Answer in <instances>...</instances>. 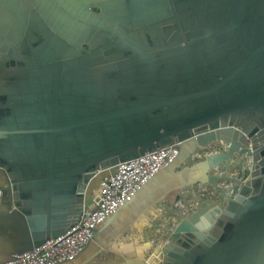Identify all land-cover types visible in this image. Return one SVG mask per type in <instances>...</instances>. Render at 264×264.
Masks as SVG:
<instances>
[{
    "label": "water",
    "instance_id": "water-1",
    "mask_svg": "<svg viewBox=\"0 0 264 264\" xmlns=\"http://www.w3.org/2000/svg\"><path fill=\"white\" fill-rule=\"evenodd\" d=\"M84 15L109 36L106 54L84 38ZM158 38L163 47L146 48ZM221 142L229 149L189 168L193 213L166 214L164 264H264V0H0L3 198L30 249L74 226L120 163L177 145L170 169ZM233 163L238 177L211 174ZM197 184L218 197L201 199ZM217 206L214 224L201 209ZM212 223L216 246L188 239Z\"/></svg>",
    "mask_w": 264,
    "mask_h": 264
},
{
    "label": "crops",
    "instance_id": "crops-1",
    "mask_svg": "<svg viewBox=\"0 0 264 264\" xmlns=\"http://www.w3.org/2000/svg\"><path fill=\"white\" fill-rule=\"evenodd\" d=\"M190 167L177 164L160 173L100 231L98 241L93 240L75 261L65 264H147L150 254L164 246L159 239L168 228L166 214L172 215L179 201L193 200L190 185L199 175ZM0 181L6 182L3 174ZM98 191H93L92 198ZM29 249L23 219L14 212L9 198H0V263Z\"/></svg>",
    "mask_w": 264,
    "mask_h": 264
},
{
    "label": "built area",
    "instance_id": "built-area-1",
    "mask_svg": "<svg viewBox=\"0 0 264 264\" xmlns=\"http://www.w3.org/2000/svg\"><path fill=\"white\" fill-rule=\"evenodd\" d=\"M197 154L194 158L201 157ZM179 156L180 149L175 145L120 163L113 171L102 176L97 195L90 200L88 209L74 226L63 235L38 247L14 254L10 260L0 264H65L75 261L94 240L96 230L116 212L132 203L138 194ZM1 174L3 171L0 168ZM3 175L6 186H0V198L4 197L8 185V176L6 173ZM230 187L229 190L233 188ZM197 191L203 199L208 187L199 184ZM196 206L194 200L186 203L179 201L174 208L182 211L184 216H189ZM146 263L164 264L159 250L150 254Z\"/></svg>",
    "mask_w": 264,
    "mask_h": 264
},
{
    "label": "bare ground",
    "instance_id": "bare-ground-1",
    "mask_svg": "<svg viewBox=\"0 0 264 264\" xmlns=\"http://www.w3.org/2000/svg\"><path fill=\"white\" fill-rule=\"evenodd\" d=\"M99 9H100V12L103 14L104 13L102 11L103 8L100 7ZM88 11H90V8L88 9ZM101 13H99L98 16H100ZM107 14H109V13H107ZM81 21H82V23H79V24L82 25V26L88 27V29L90 31L88 33V35L86 37H84V38H86L90 42V44H91L92 47L98 45L99 47H101L104 50V54H106L108 50L114 48V46H112V45L109 46L110 44L107 47H106L107 44H103V41L109 38V36H105V37L103 36V37H101L102 35H100V33H105L104 31H101V30H105V29L97 28V26H95V25L92 24V20L90 18H88L86 15L82 16ZM109 22H113V21H109ZM91 26H93L95 28H92ZM144 26H146V25H144ZM144 26H142L140 28H144ZM92 29H94L96 32H99V35L97 37H95L96 36V33L93 32ZM98 29H100V30H98ZM111 30H113V29H110V31ZM89 36H91V37H89ZM161 36H162V34H161ZM113 40L116 41L117 39L116 38H113ZM144 40L146 41V39H144ZM161 42H162V39L161 38H158L155 41L151 39L152 46H148L146 48H148V49L153 48L154 50H159L158 48H161V47L164 46L163 44H160ZM167 42L169 43L170 41L167 40ZM68 45L72 49L76 48V49H79L80 51L84 48L83 44H82V47L80 48L81 43H79L78 41H74L73 39H72V41ZM168 48H170V47L163 48L162 50L159 51V54L160 53L163 54V53L167 52L165 50H168ZM76 49H74V50H76ZM110 60H113V58H111ZM110 64H111V66H110L111 69L116 70L117 65L113 61H110ZM239 131H240V133H241L242 136H245L246 138H248V135L246 134L245 131H243L242 129H239ZM221 144L225 145L227 147V149H229V145H227L225 142H221ZM230 192H232V190ZM209 209H211V210H209ZM201 211H202L203 216L206 219L212 220L213 219V216L216 217L214 219V221H213L214 224H216V222L218 221V219L222 215L221 207L220 206L212 207V208L204 207V208L201 209ZM228 214L231 215L232 212H229ZM214 224L212 225V228L211 229H210V227L207 228V230H206V236H205L204 239L202 238V240H199L200 238L199 239L196 238V235L193 232H191V231L189 232L188 239H190L192 242H196L197 245H201L203 243H205L206 245H208L209 242H212L211 243L212 244L211 246H216L215 241L214 242L212 241V236H214L216 239H219L220 237H222L223 231H222V228L216 227V225H214ZM220 230H221V234H219V231ZM196 232H198V231H196ZM196 234L198 235V233H196Z\"/></svg>",
    "mask_w": 264,
    "mask_h": 264
},
{
    "label": "rangeland",
    "instance_id": "rangeland-1",
    "mask_svg": "<svg viewBox=\"0 0 264 264\" xmlns=\"http://www.w3.org/2000/svg\"><path fill=\"white\" fill-rule=\"evenodd\" d=\"M100 48V47H99ZM100 49H102V48H100ZM99 49V50H100ZM213 146H210L209 148H208V150L206 151V152H198L200 155H201V157L200 158H195V159H191V160H189L187 163H186V165H188V166H192L193 164H197L199 161H200V159L201 160H203L204 159V157H205V155L208 153V154H210V153H212V152H222L223 150H226L227 149V147L225 146V145H223V144H221V143H217L213 148H212ZM198 155V154H197ZM199 156V155H198ZM246 162L247 163H250V159H246ZM234 165H233V167H228V169H222V170H219L220 171V174L219 175H224V176H230V177H238L239 175V173H240V167H239V165L237 164V163H233ZM211 174H218V171H216V170H213L212 172H211ZM233 184H231V183H227V184H222L220 187L221 188H224V189H226V188H228V187H234V186H232ZM0 186L1 187H5L6 186V182H4V181H0ZM230 187V188H231ZM209 189V188H208ZM233 188H231L230 190H232ZM206 196H209V197H211V198H214L215 196V198H217L218 197V195H212V194H209V192L208 193H206ZM176 221L178 222V219H176ZM176 222V223H177ZM171 230L173 231L174 230V226L172 225L171 227H168L167 228V230H166V233L164 234V236H163V238H160L159 239V244L160 245H165V244H167L168 242H169V238H170V236H171ZM158 245V244H157ZM158 248V246L156 247L155 246V248L154 249H157Z\"/></svg>",
    "mask_w": 264,
    "mask_h": 264
},
{
    "label": "flooded vegetation",
    "instance_id": "flooded-vegetation-1",
    "mask_svg": "<svg viewBox=\"0 0 264 264\" xmlns=\"http://www.w3.org/2000/svg\"><path fill=\"white\" fill-rule=\"evenodd\" d=\"M101 48V47H100Z\"/></svg>",
    "mask_w": 264,
    "mask_h": 264
}]
</instances>
